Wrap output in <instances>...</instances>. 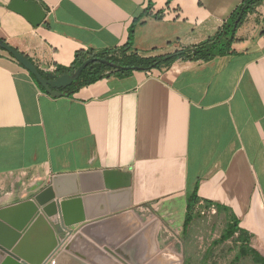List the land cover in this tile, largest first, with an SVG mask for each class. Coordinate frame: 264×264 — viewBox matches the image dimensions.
Here are the masks:
<instances>
[{
  "label": "crops",
  "instance_id": "crops-1",
  "mask_svg": "<svg viewBox=\"0 0 264 264\" xmlns=\"http://www.w3.org/2000/svg\"><path fill=\"white\" fill-rule=\"evenodd\" d=\"M10 1L0 0V39L54 72L70 67L77 51L122 47L131 29V48L141 55L199 44L242 0H36L46 12L38 26L8 9ZM263 29L264 0L237 28L232 53L111 74L59 97L0 49V208L31 199L54 175L75 174L79 193L69 197H80L89 217L69 227L57 213L46 217L56 254L80 233L93 247L84 249L92 264H122L103 249L129 239L143 264H181L179 253L159 250L158 229L182 232L186 197L196 186L199 199L214 206L212 217L223 220L201 263L228 243V264L252 263L249 255L237 257L241 246L264 263ZM103 170L129 172V206L109 211ZM145 204L157 218L142 223L133 208ZM234 218L241 232L221 240ZM46 231L37 227L29 242ZM0 264L25 263L0 252Z\"/></svg>",
  "mask_w": 264,
  "mask_h": 264
},
{
  "label": "water",
  "instance_id": "water-1",
  "mask_svg": "<svg viewBox=\"0 0 264 264\" xmlns=\"http://www.w3.org/2000/svg\"><path fill=\"white\" fill-rule=\"evenodd\" d=\"M7 8L22 15L32 26H38L46 15L45 10L36 0H11ZM0 49L20 63L33 75L42 89L52 97L67 95L60 89L75 81L84 67L95 60L88 58L71 73L58 75L47 70V68L35 66L24 54L1 39ZM102 61L106 62L105 60ZM38 69L44 71L43 75ZM101 176L103 187L107 189L106 198L109 203V211H116L129 206V172L103 170ZM77 193H79V186L75 174H57L52 177L51 184L34 194L31 199L21 201L13 207L0 208V252L25 264H92L91 260H86L84 250L92 246L86 244L84 236L80 233H75L65 246L53 256L58 247V240L46 217L57 213L60 223L64 227L80 223L88 218L89 216L83 211L80 197H69ZM55 197L63 198V200L56 204L53 202ZM37 227L46 228V237L35 244H31L29 242L31 235ZM81 231L89 234L93 229L84 227ZM92 237L96 239L97 235ZM132 241L133 239H129L119 246L110 244V248L105 247L103 251L122 264H143L144 259H138V255L134 254L135 247L130 246ZM51 257L53 260L49 262ZM146 264H155V262H147ZM169 264H179V261H173Z\"/></svg>",
  "mask_w": 264,
  "mask_h": 264
},
{
  "label": "trees",
  "instance_id": "trees-1",
  "mask_svg": "<svg viewBox=\"0 0 264 264\" xmlns=\"http://www.w3.org/2000/svg\"><path fill=\"white\" fill-rule=\"evenodd\" d=\"M262 1L263 0H242L214 35L208 37L199 44L185 46L173 52L156 55L138 54L136 51L132 50L130 44L133 32L132 29L129 31V39L127 43L118 49L99 52H94L92 50L87 52L77 51L70 67L56 66L54 72L58 75L71 73L88 58H94L95 60L84 67L75 81L65 88H61L60 91L70 95L80 87L93 83L96 80L111 74L127 76L134 70L161 71L170 67L177 60L209 61L217 56L232 53L231 44L235 41V32L237 28L241 25L245 16L248 13L254 12L255 7ZM102 60H105L106 62ZM38 70L41 75H43L44 71L42 69ZM31 77L35 80L33 75H31ZM37 85L42 88L38 83ZM198 201L199 197L197 195V187L195 186L186 197V212L183 220L182 232H185L193 219L198 217L196 212ZM210 204V202H205L206 206ZM236 231L241 232L240 228L237 226V221L234 218L226 225L225 230L220 236L221 240L230 238ZM242 241L245 240L242 238ZM247 255L251 256L253 264H264L257 252L246 248V246H241L237 257Z\"/></svg>",
  "mask_w": 264,
  "mask_h": 264
},
{
  "label": "rangeland",
  "instance_id": "rangeland-1",
  "mask_svg": "<svg viewBox=\"0 0 264 264\" xmlns=\"http://www.w3.org/2000/svg\"><path fill=\"white\" fill-rule=\"evenodd\" d=\"M137 217L142 223H146L150 219H156L157 215L154 210L150 208L148 204H145L141 210L133 208ZM200 219L196 220L192 227H189L187 233H178L172 230H167L159 225L158 229V246L159 250H173L181 255V264H202L203 253L206 248V244L210 241V238L218 235L223 220L220 218H213V212H204L203 214L197 211ZM206 217H209V219ZM66 233V232H65ZM71 233V232H70ZM68 237V234L65 235ZM64 239V238H63ZM231 244L223 245V249L218 254L214 255V250L206 256L210 259L205 264H228V260L231 258L229 251L234 246ZM56 252L53 254V256ZM214 257V258H213ZM222 259L221 263L217 261ZM216 259V261H215ZM225 262V263H224ZM239 264H252L249 260H243Z\"/></svg>",
  "mask_w": 264,
  "mask_h": 264
},
{
  "label": "built area",
  "instance_id": "built-area-1",
  "mask_svg": "<svg viewBox=\"0 0 264 264\" xmlns=\"http://www.w3.org/2000/svg\"><path fill=\"white\" fill-rule=\"evenodd\" d=\"M53 71V70H51ZM214 209V206L213 205H208L206 206L205 205V202L203 200H200L197 202V205H196V210L199 211L200 213H204V212H212ZM53 258L51 257L49 262H52Z\"/></svg>",
  "mask_w": 264,
  "mask_h": 264
}]
</instances>
